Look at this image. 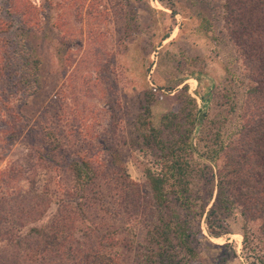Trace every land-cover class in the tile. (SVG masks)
I'll return each instance as SVG.
<instances>
[{"label":"trees","instance_id":"16d2710c","mask_svg":"<svg viewBox=\"0 0 264 264\" xmlns=\"http://www.w3.org/2000/svg\"><path fill=\"white\" fill-rule=\"evenodd\" d=\"M214 1L232 51L227 74L242 93L239 105L231 94V129L215 135L203 156L207 163L199 167L193 161L191 135L204 115L195 111L187 85L176 94L183 106L163 114L157 126L151 106L161 93L151 89L143 94L129 142L139 156L150 158L140 163L145 186L130 178L116 142L90 141V151L73 153L68 142L62 144L55 131L37 122L43 147L30 145L18 164L0 170V264H125L118 252L121 233L129 238L127 264H195L192 181L197 174L214 196L205 215L210 234L219 237L212 225L236 212L243 247L255 227L263 250L255 258L264 264V0ZM43 8L45 18L33 0L0 5V96L28 98L40 92L43 64L33 45L34 31L64 29L63 2L44 0ZM54 8L59 20L50 24ZM201 26L212 32L207 19ZM59 45L63 50V41ZM59 60L67 61L63 55ZM2 116L7 130L0 131V141L9 148L19 137ZM111 136L114 140L116 132ZM37 170L45 179L38 180ZM23 181L24 187L19 185ZM102 213L121 225L105 224Z\"/></svg>","mask_w":264,"mask_h":264},{"label":"rangeland","instance_id":"374dc122","mask_svg":"<svg viewBox=\"0 0 264 264\" xmlns=\"http://www.w3.org/2000/svg\"><path fill=\"white\" fill-rule=\"evenodd\" d=\"M52 1L63 2L64 29L34 31L33 45L43 64L40 92L28 98L20 94L0 96L2 120L19 137L9 148L0 141V170L18 164L30 145L43 147L36 131L39 122L55 131L62 144L68 142L73 153L90 151V141L116 142L130 178L145 186L140 163H147L150 158H142L130 145L132 121L143 104L144 92L158 89L160 97L151 106V121L157 126L163 114L183 106L176 94L184 85L195 100V111L204 115L191 135L193 161L199 167L207 163L203 157L206 149L217 133L225 135L231 129L230 107L233 101L240 104L242 93L227 74L232 51L223 35L216 2L80 0L82 5L79 0ZM3 3L5 0H0V5ZM33 3L45 18L44 0ZM51 15L50 24L59 20L57 8ZM202 18L211 23V33L202 30ZM165 36L168 37L164 39ZM62 41L63 50L59 45ZM62 55L67 59L64 64L59 60ZM230 69L237 73L235 66ZM231 94L234 100L230 102ZM7 114H14L13 119ZM0 129L7 130V126L0 123ZM56 160L62 159L57 156ZM38 171V180L45 179L43 172ZM19 185L26 184L23 181ZM11 187H16V183ZM192 187L198 252L195 264H257L255 257L262 255L263 250L255 227L250 229L249 241L243 247L240 217L234 212L212 225L213 231L219 233V237H214L205 220L206 211L214 202V196L208 195L210 186L197 174ZM143 192L150 197L147 187ZM103 207L107 210L106 205ZM201 207L205 212H201ZM108 214H100L105 217V224L121 225L119 219ZM119 236L118 252L127 264L131 258L129 238L123 233ZM138 237L142 238V233Z\"/></svg>","mask_w":264,"mask_h":264}]
</instances>
